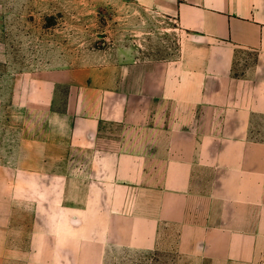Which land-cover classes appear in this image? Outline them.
<instances>
[{"label":"crops","instance_id":"1","mask_svg":"<svg viewBox=\"0 0 264 264\" xmlns=\"http://www.w3.org/2000/svg\"><path fill=\"white\" fill-rule=\"evenodd\" d=\"M128 1L189 35L179 61L72 84L63 110L52 108L53 78L26 84L21 102L46 114L44 145L91 157L87 202L119 204L118 216L105 213L102 229L90 224L80 239L40 205L28 250L11 246L14 165L0 144V264H105L110 237L154 250L161 225L177 227V250L201 264H264V0ZM241 51L256 57L238 72ZM107 124L133 129L134 142L106 143Z\"/></svg>","mask_w":264,"mask_h":264},{"label":"rangeland","instance_id":"2","mask_svg":"<svg viewBox=\"0 0 264 264\" xmlns=\"http://www.w3.org/2000/svg\"><path fill=\"white\" fill-rule=\"evenodd\" d=\"M188 39L176 22L128 0H0V144L4 158L14 165L6 175L15 195L11 246L26 242L28 250L40 205V211L63 218L64 228H76L80 239L88 225L102 229L104 214L118 216L120 207L114 202L88 204L91 157L70 146L42 143L46 114L22 106L26 84L57 80L52 108L63 110L70 85L102 86L117 82L119 69L134 63L148 68L179 61ZM255 57L241 51L236 71L252 66ZM102 134L106 143L120 137L133 143L136 135L114 124L104 125ZM29 167L34 169L26 172ZM93 190L103 197L102 188ZM40 196L52 197L51 204L35 203ZM178 231L161 225L154 250L119 247L123 239L115 234L107 242L105 264H201L177 250Z\"/></svg>","mask_w":264,"mask_h":264}]
</instances>
